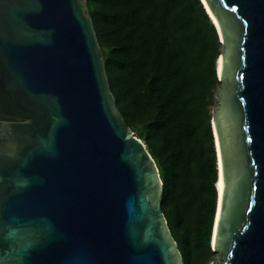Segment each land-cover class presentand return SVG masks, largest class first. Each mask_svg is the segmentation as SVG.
<instances>
[{
    "label": "water",
    "instance_id": "water-1",
    "mask_svg": "<svg viewBox=\"0 0 264 264\" xmlns=\"http://www.w3.org/2000/svg\"><path fill=\"white\" fill-rule=\"evenodd\" d=\"M201 1L221 44L212 264H264V0ZM163 192L87 1L0 0V264H184Z\"/></svg>",
    "mask_w": 264,
    "mask_h": 264
},
{
    "label": "trees",
    "instance_id": "trees-1",
    "mask_svg": "<svg viewBox=\"0 0 264 264\" xmlns=\"http://www.w3.org/2000/svg\"><path fill=\"white\" fill-rule=\"evenodd\" d=\"M86 1L118 108L158 166L162 210L183 263L210 264L217 28L201 0Z\"/></svg>",
    "mask_w": 264,
    "mask_h": 264
},
{
    "label": "bare ground",
    "instance_id": "bare-ground-1",
    "mask_svg": "<svg viewBox=\"0 0 264 264\" xmlns=\"http://www.w3.org/2000/svg\"><path fill=\"white\" fill-rule=\"evenodd\" d=\"M209 11H210V9H209ZM221 67H222V61L220 60L219 71L221 70ZM221 185H223V180H222V179H221V181H220V185H219L220 193H221V195H222V193H223V187L221 188Z\"/></svg>",
    "mask_w": 264,
    "mask_h": 264
},
{
    "label": "rangeland",
    "instance_id": "rangeland-1",
    "mask_svg": "<svg viewBox=\"0 0 264 264\" xmlns=\"http://www.w3.org/2000/svg\"><path fill=\"white\" fill-rule=\"evenodd\" d=\"M217 257H218V254L216 253V255H215V257H214V260H215ZM214 260H213V261H214ZM213 261H212V262H213ZM212 262H211L210 264H212Z\"/></svg>",
    "mask_w": 264,
    "mask_h": 264
},
{
    "label": "snow or ice",
    "instance_id": "snow-or-ice-1",
    "mask_svg": "<svg viewBox=\"0 0 264 264\" xmlns=\"http://www.w3.org/2000/svg\"><path fill=\"white\" fill-rule=\"evenodd\" d=\"M223 187V185H221V188Z\"/></svg>",
    "mask_w": 264,
    "mask_h": 264
}]
</instances>
